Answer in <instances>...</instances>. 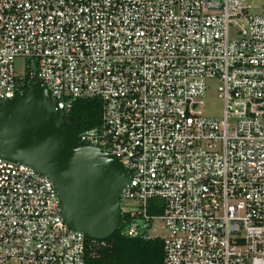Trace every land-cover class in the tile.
<instances>
[{
    "label": "built area",
    "instance_id": "built-area-1",
    "mask_svg": "<svg viewBox=\"0 0 264 264\" xmlns=\"http://www.w3.org/2000/svg\"><path fill=\"white\" fill-rule=\"evenodd\" d=\"M248 1L0 0V102L33 80L63 112L99 100L80 139L132 172L120 231L161 239L164 264H264V5ZM211 79L221 118L201 110ZM60 209L48 177L0 158V264H86Z\"/></svg>",
    "mask_w": 264,
    "mask_h": 264
},
{
    "label": "water",
    "instance_id": "water-1",
    "mask_svg": "<svg viewBox=\"0 0 264 264\" xmlns=\"http://www.w3.org/2000/svg\"><path fill=\"white\" fill-rule=\"evenodd\" d=\"M57 103L41 81L1 101L0 158L51 180L69 229L107 240L124 226L122 192L132 172L109 152L82 142Z\"/></svg>",
    "mask_w": 264,
    "mask_h": 264
},
{
    "label": "trees",
    "instance_id": "trees-1",
    "mask_svg": "<svg viewBox=\"0 0 264 264\" xmlns=\"http://www.w3.org/2000/svg\"><path fill=\"white\" fill-rule=\"evenodd\" d=\"M35 80L26 84V87ZM102 105L99 100H75L65 111L67 124L78 133L100 124ZM86 264H164L165 252L161 239L130 238L117 231L107 240L86 239Z\"/></svg>",
    "mask_w": 264,
    "mask_h": 264
},
{
    "label": "rangeland",
    "instance_id": "rangeland-1",
    "mask_svg": "<svg viewBox=\"0 0 264 264\" xmlns=\"http://www.w3.org/2000/svg\"><path fill=\"white\" fill-rule=\"evenodd\" d=\"M248 4L252 7L253 14H261L262 7L264 5V0H249ZM32 65L27 62L26 59L18 58L14 63L15 71L19 76H23L26 73V69L30 68ZM220 82L218 79H211L207 81V92L204 99V104L201 107L204 116L221 118L223 115L224 103L219 98L218 87ZM131 201L124 200L122 206L124 209L130 205ZM166 231L160 227H155L151 230V235H166Z\"/></svg>",
    "mask_w": 264,
    "mask_h": 264
}]
</instances>
